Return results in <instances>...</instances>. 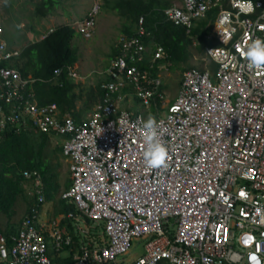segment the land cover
Masks as SVG:
<instances>
[{
  "label": "built area",
  "instance_id": "obj_1",
  "mask_svg": "<svg viewBox=\"0 0 264 264\" xmlns=\"http://www.w3.org/2000/svg\"><path fill=\"white\" fill-rule=\"evenodd\" d=\"M221 1L181 0L165 11L166 19L190 35ZM239 2L229 0L231 9L221 10L213 34L221 45L206 49L217 72L186 70L177 99L166 105L161 77L140 67L150 53L141 17L136 35L121 38L103 105L81 124L61 117L56 103H38L36 79L7 65L19 52L7 46L0 26V132L12 125L17 133L34 129L64 139L72 186L62 198L76 209L53 220L46 238L40 224L44 183L25 172L35 204L12 246L0 237V264H60L58 254L73 242L62 226L65 218L80 232H87L82 227L90 220L106 235L104 245L83 243L70 264H264V71L250 69L243 54L252 40L264 38V0H252L250 14L240 11ZM99 8L85 20L83 34L92 33ZM166 55L156 45L152 61ZM127 81L134 94H123ZM134 99L148 110L163 104V112L151 117L168 148L165 166L144 163L143 126L150 116L123 109ZM140 240L144 253L129 262Z\"/></svg>",
  "mask_w": 264,
  "mask_h": 264
},
{
  "label": "trees",
  "instance_id": "obj_2",
  "mask_svg": "<svg viewBox=\"0 0 264 264\" xmlns=\"http://www.w3.org/2000/svg\"><path fill=\"white\" fill-rule=\"evenodd\" d=\"M171 1L105 0V4L108 9L115 11L122 18L124 21L123 33L130 35L129 37L136 35V31L134 32L133 29L136 27L138 19L145 16V27L150 33L149 36H145L146 41L154 40L163 46L168 55L163 64L170 62L172 63L170 70L175 69L184 73L188 69L195 68L189 64L181 65L183 62L187 63L193 56L190 47L195 45L194 41H199L196 50L201 58L206 56L207 47L221 45L215 39H209L212 33V24L222 9H231V6L229 0H222L220 4H216L215 8L208 11L206 18L196 22V26L189 35L186 28L175 25L166 19L165 9L171 6ZM11 2L13 4V0ZM34 3L35 0H30V4ZM57 4H60L59 0H40L39 3L34 4L36 14L45 19L49 13L54 12ZM76 35L77 32L72 26L59 25L46 38L24 47L22 54L14 63V67L19 68L24 76L33 75L37 79L34 90L40 105L56 103L61 117L71 115L77 123L81 124L85 112L97 104L103 105L106 92L101 83L95 87L87 88L69 74L68 68L75 66L78 61V54L73 48ZM148 62L147 60L140 64V67L151 70L154 76L157 75L160 64L156 63L152 70ZM204 69L206 68L202 67L201 70ZM208 69L215 73L218 70V65L210 62ZM57 70L63 72L56 82H51L56 77ZM182 79L178 84L179 90ZM169 88L170 85L165 84L163 90L167 92ZM132 89V84L127 81L123 94H134ZM136 100L138 101V99ZM80 102H83L82 107H78ZM157 105L161 109V102H158ZM156 109L157 107H153V110ZM49 137L48 134L35 130L16 134L12 125H8L4 132H0V215L6 216V227L1 229L0 225V234L6 238L10 246L14 244L13 238L19 233L24 220L13 223V217L17 214V203L24 201L28 206L27 214L35 204V198L31 195L28 187L30 184L26 181L23 172L40 173L43 177L47 201L57 200L61 186L58 183L59 175L49 159ZM71 186L72 180L68 179L66 187L70 189ZM75 211L72 204L62 199L60 209L56 213L66 215ZM87 225L88 229L100 226L90 220H87ZM62 226L67 228L73 239L72 245L65 248L70 257L65 261H60L61 259L57 257V261L63 264L73 262V254L80 251L83 243L98 241L104 245L106 242V235L99 237L96 232L94 234L90 231L89 234H84L85 232L78 231L74 221L69 218L62 220ZM45 237L47 238V236Z\"/></svg>",
  "mask_w": 264,
  "mask_h": 264
},
{
  "label": "rangeland",
  "instance_id": "obj_3",
  "mask_svg": "<svg viewBox=\"0 0 264 264\" xmlns=\"http://www.w3.org/2000/svg\"><path fill=\"white\" fill-rule=\"evenodd\" d=\"M39 2L40 0H35V3ZM61 2H64V4L61 3L57 5L55 14L50 15L49 18L44 20L36 14L37 11L36 6L34 5L35 3L30 4V0H13V4L11 0H0V23L5 29V35L9 38V43L12 46H16V48L22 50L27 45L42 40L49 28L55 29L59 25H65L64 23L67 22L63 17L64 15L68 16L69 14H72L79 17L78 14L81 15L83 10L90 8V10L87 11L89 14L96 5H100L102 8L100 14L97 16L95 34H92V36L87 38L78 33L73 41V48L78 54V65H75V68H78V71L81 74L88 75L91 73L94 77L98 76L100 71H103L108 67V62L106 60L107 57H104L107 52H109V45L112 42L115 43L119 39V33L123 28V23L119 20L121 18L115 11L113 12V10L106 7L105 0H62ZM90 47L93 51L92 54L89 52ZM190 50L192 53L196 52L195 47H192ZM87 59L90 64H81L83 60L86 61ZM191 62L196 64L195 67L199 66V69H202V67L208 69L210 65V60L206 56L201 58L199 55L197 57L192 56L187 63L183 62L181 65L186 66ZM164 77L166 84L170 85V88L167 90V101H165L166 105L167 103H172L177 99L179 94L178 84L183 78V73L179 70L171 69L170 71H165V74H163V78ZM81 83L85 87H89V83ZM135 103L137 102L135 101ZM57 137L56 140H59ZM48 152L50 154V152L52 153L54 151L50 148ZM49 159L52 163L55 162L52 154H50ZM69 172L70 168L68 167V169H66L63 173V176L66 175L62 178L63 186L65 185L66 179L70 178ZM61 196H63V194H61ZM25 208L26 205L24 201H19L17 203V214L13 217V223L19 222L25 212ZM53 208L52 203L47 202L44 205V212L46 214L41 215V218L48 217V225H50L53 220L57 219L53 217L49 219V216H52L53 214ZM63 215L64 214H59V219ZM0 225L1 229H5L6 216L2 214L0 215ZM87 227L88 225L86 227L83 225L82 227V230L87 231L84 234H89L91 231L94 234L96 232V234H99L100 237L105 236L102 225L93 226L89 229ZM141 249L142 246L140 243L135 242L133 243L130 253L136 254L140 252Z\"/></svg>",
  "mask_w": 264,
  "mask_h": 264
},
{
  "label": "crops",
  "instance_id": "obj_4",
  "mask_svg": "<svg viewBox=\"0 0 264 264\" xmlns=\"http://www.w3.org/2000/svg\"><path fill=\"white\" fill-rule=\"evenodd\" d=\"M60 1V4L62 3V4H64V2H61L62 0H59ZM172 2V4H171V6H173V5H181V1L180 0H172L171 1ZM57 5H59V4H57ZM71 5H73V4H71ZM215 8V7H214ZM213 9V8H212ZM88 10H90V8H87L86 10H83L82 11V13H81V15H79L78 14V16L79 17H76V15H72V14H69L68 16H63L65 19H66V22L67 23H64L65 25H73V26H77V24L78 23H80L84 18H86V16L88 15V13H87V11ZM76 11H77V9H76ZM55 12H56V8H55V10H54V12H52V13H49L48 15H47V18H49V16L50 15H53V14H55ZM47 18H45V19H47ZM44 19V20H45ZM123 24H124V21L122 20V18L121 19H119ZM211 23V22H210ZM213 24H212V33H211V35L209 36V39L210 40H212V39H215L216 40V38L213 36V34H214V30H213ZM52 29H54V28H49V30H52ZM123 29L124 28H122V30L120 31V35H119V39L115 42V43H111L110 45H109V52H107V54H106V56L104 57V58H106L107 57V62H108V67L105 69V70H103V71H100L99 72V75L98 76H92L91 75V73H89L88 75H84V74H82L83 76H85V77H88V78H85V79H83V80H77V81H81V82H84V83H89V86H91V87H95V86H97L98 84H104V82H108V80H109V78H108V75H107V72H108V69L110 68V66H111V62H112V60L119 54V44H120V40H121V37H122V34H125V33H123ZM48 30V31H49ZM134 32L136 31V27H134ZM47 31V32H48ZM35 32V31H34ZM46 32V33H47ZM93 34H95V32L93 33ZM91 36V35H90ZM89 36V37H90ZM126 36H130V35H127L126 34ZM213 36V37H212ZM88 37V38H89ZM217 41V40H216ZM150 42H152V41H150ZM149 42V43H150ZM195 43V45L194 46H191L190 47V49L192 48V47H195V50H196V45H198L199 44V41L197 40V41H194ZM218 42V41H217ZM155 44L156 43H154V44H149L148 46L150 47V54L148 53V56H147V58L149 57V55H152V53H154L155 52ZM156 45H158V44H156ZM159 46H161L160 44H159ZM191 51V50H190ZM89 52L92 54L93 53V51H92V48L90 47V50H89ZM90 54V55H91ZM193 54V56L194 57H197L198 55V52H197V50H196V52H194V53H192ZM200 56V55H199ZM201 57V56H200ZM152 56L149 58V62H148V65H149V67L150 68H152V70L155 68V66L154 67H152L153 66V62H152ZM81 64H90V62H89V60L87 59L86 61H82V63ZM76 65H78V63L76 64ZM191 67H195L196 66V64H194V62H191L190 64H189ZM199 67V66H198ZM198 67H195V68H198ZM159 68H161V66L159 65ZM159 68H158V70H159ZM199 69V68H198ZM160 71V73L158 72L157 74L160 76V77H162V79H163V81H164V85H165V77L163 78V74H165V70H163L162 68H161V70H159ZM80 73V72H79ZM81 74V73H80ZM85 87V86H84ZM88 88H90V87H88ZM83 106V102H80L79 104H78V107H82ZM100 106V104L98 105H95V106H93L92 108H91V110H89V111H87V112H85L84 113V117L82 118L83 120H82V122H84V121H87V120H89V118L94 114V113H96L97 111H99V109H98V107ZM122 107H123V109H128V108H130V109H132L133 111H143V112H145L146 113V115H149L150 117L151 116H153L154 115V113H156V111L155 110H148V109H144V108H142V106H140V105H137V104H135V102L134 101H129V100H126V102L124 103V104H122ZM139 107H140V109H139ZM153 111H155V112H153ZM65 116H67V115H65ZM65 116H62L63 118L65 117ZM50 137H49V145H48V150L51 148V150H53L54 152H50V154H52L53 155V159L55 160V162H53V166L55 167V170H56V172H57V174L59 175V178H58V183H59V185L61 186L60 187V189H59V192H58V195H57V200H53V201H46V203L47 202H51L52 203V205H53V214H52V216H49V219L50 218H57V219H59V215L56 213L57 212V210H59L60 209V205H61V200H62V198H61V194L64 192V191H67L68 190V188L66 187V184H67V182H68V179H71L72 180V177H71V170H70V172H69V174H70V178H68V179H66V182H65V185L63 186L62 185V181H63V177H65L66 175H64L63 176V173L66 171V169H68V167L70 168V162H69V160L65 157V155H64V153H63V144H64V140L62 139V137H57L56 135H54V134H50L49 135ZM56 137L57 138H59V140H56ZM63 191V192H62ZM26 205V204H25ZM28 206L26 205V208H25V212H24V214H23V216H22V218L19 220V222L22 220V219H24V217H25V215H27V212H28ZM45 215L46 213L44 212V207H43V209H42V211H41V215ZM41 215H40V224H41V226L43 227V231H44V234H45V236H47V238H49L50 239V235H49V229H50V225H48L47 223H48V217H46V218H41ZM57 215V216H56ZM100 237V236H99ZM137 242H139L140 243V245L142 246V249H141V251L140 252H138V253H136V254H132V253H129V255L127 256V260L129 261V262H133V261H135L139 256H141V255H143V253H144V242H142V240H140V241H137ZM142 242V243H141ZM56 254H54V256H55ZM57 257H59L61 260L60 261H65V260H67V258H69L70 257V255L68 254V252H66V250H64L63 252H61V253H59L58 254V256ZM58 263H60V264H63V263H61V262H59V261H57ZM162 264H170L169 262H163Z\"/></svg>",
  "mask_w": 264,
  "mask_h": 264
},
{
  "label": "clouds",
  "instance_id": "obj_5",
  "mask_svg": "<svg viewBox=\"0 0 264 264\" xmlns=\"http://www.w3.org/2000/svg\"><path fill=\"white\" fill-rule=\"evenodd\" d=\"M181 1V0H180ZM101 4V3H100ZM182 5V4H181ZM231 6V5H230ZM238 6H239V8H240V11L242 12V13H244V14H250V13H252L255 9H254V6H253V4H252V0H240V2H239V4H238ZM170 7H172V6H170ZM169 7V8H170ZM101 8H102V6H101ZM168 8H166L165 9V11L167 10ZM222 10H230V9H222ZM92 11H93V9L91 10V12L86 16V18H84L80 23H78L77 24V28L75 27V26H73V25H70V26H72L75 30H76V32H77V34L79 33L80 35H82V36H85V37H89L90 35L92 36V34L95 32V30H96V26L94 27V29H93V31H92V33H90L89 35H86V34H83V32L81 31V28L83 27V25H84V22H85V20L86 19H88L89 17H90V15H91V13H92ZM100 12H101V9H100V11H99V13H98V15L100 14ZM221 12V11H220ZM97 15V16H98ZM219 15V14H218ZM143 17V16H142ZM145 17V16H144ZM218 17V16H217ZM141 18V17H140ZM139 18V19H140ZM146 18V17H145ZM139 19H138V22H139ZM96 24H97V17H96ZM138 24V23H137ZM137 24H136V29H137ZM214 24H215V22H214ZM214 24H213V26H214ZM0 26H2V28H3V30H4V32H3V35H2V39L7 43V46L10 48V49H13V50H16V51H18L19 52V55L18 56H16L15 58H13V60L11 61V62H9L7 65L8 66H10V67H14L15 65H14V63L16 62V60L20 57V55L22 54V52H23V49L22 50H20L19 48H16V46H12L10 43H9V38L5 35V29H4V27H3V25L0 23ZM54 29H52V30H49L44 36H43V39L44 38H46V36L49 34V33H51L52 31H53ZM213 30H214V27H213ZM123 37H126V38H131V37H129V36H126V34H122V37L121 38H123ZM222 38H223V42H225L224 41V34L222 33ZM151 41H153L154 43H156L154 40H151ZM147 44H150L148 41H147ZM157 44V43H156ZM159 45V44H158ZM119 54L118 55H120V53H121V47H122V43H121V40H120V44H119ZM163 47V46H162ZM155 50H156V45H155ZM165 49V48H164ZM166 51V50H165ZM155 53V52H154ZM154 53H152V55H149V57L147 58V60L149 61V58L152 56V59H153V57H154ZM166 53H167V51H166ZM150 54V53H149ZM244 54V56H245V58H246V60H247V62H248V67L250 68V69H254V70H260V71H264V38H257V39H254V40H252L249 44H248V46H247V50L243 53ZM117 55V56H118ZM116 56V57H117ZM167 56L168 55H166V57L165 58H167ZM115 57V58H116ZM207 57V56H206ZM114 58V59H115ZM165 58H163V59H159L158 61H156V62H153V66L152 67H154L155 66V64L156 63H159L160 64V66H161V68L163 69V70H165V71H170V68H171V66H172V63H170V62H167V64H163V62L165 61ZM208 58V57H207ZM113 59V60H114ZM151 59V60H152ZM209 59V58H208ZM112 60V61H113ZM146 60V61H147ZM210 60V59H209ZM145 61V62H146ZM144 62V63H145ZM210 62H212L211 60H210ZM78 63V62H77ZM76 63V64H77ZM71 67V66H70ZM15 68H17V67H15ZM72 68H74L78 73H79V69L78 68H75V66H73ZM161 68H160V70H161ZM17 69H19V68H17ZM150 69H152V68H150ZM198 69V68H197ZM148 70V69H147ZM199 70H201V69H199ZM204 70H206V69H204ZM203 70V71H204ZM210 70V69H209ZM20 71V70H19ZM148 71H150L151 72V70H148ZM202 71V70H201ZM211 71V70H210ZM21 72V71H20ZM68 72H69V70H68ZM22 73V72H21ZM159 73H160V71H159ZM216 73V72H215ZM80 74V73H79ZM151 74L153 75V73L151 72ZM22 75H24L23 73H22ZM107 75H108V73H107ZM29 76H31V77H33V75H29ZM29 76H27V77H29ZM80 76H81V78L80 79H75L76 81L77 80H83V79H85V78H88V77H85V76H83L82 74H80ZM154 76V75H153ZM156 76H159L158 74L157 75H155V77ZM26 77V76H25ZM108 77L110 78V80L108 81V82H105L104 84H102V88L105 90V88H104V86L106 85V84H108V83H110V81L112 80L111 79V77L108 75ZM34 78V77H33ZM34 79H36V78H34ZM58 79V78H57ZM57 79H56V77L53 79V80H51V82H56L57 81ZM161 79H162V77H161ZM163 80V79H162ZM36 82H37V79H36ZM35 82V83H36ZM34 83V84H35ZM34 84H33V88H34ZM165 84H166V82H165ZM163 87H164V81H163ZM35 91V90H34ZM106 92V91H105ZM36 93V92H35ZM167 93V92H166ZM36 97H37V95H36ZM38 100V99H37ZM137 102V103H135V104H137V105H140L139 104V102L136 100V99H134V102ZM39 103V102H38ZM153 107H155V106H153ZM153 107H152V110H153ZM128 109H130V108H128ZM131 111H133L132 109H130ZM156 112H159V113H161V112H163V109L161 108V109H159V107H157V109L155 110ZM134 112H138V111H134ZM144 114L146 115V113L144 112ZM144 129L146 130V134H144V136H143V139H144V142H145V145H146V147H145V150H144V152H143V160H144V163H145V165L147 166V167H149V168H153V167H160V166H165L166 165V163H167V156H168V148H167V146L163 143V141H162V139H161V136H160V131H159V122L155 119V118H153V117H149V119L144 123ZM31 130H34V129H29V130H24V131H22L21 133H17V132H15L16 134H22V133H24V132H28V131H31ZM35 131H37V130H35ZM39 132V131H38ZM40 133H42V132H40ZM45 134H48V135H50L49 133H45ZM56 136H58V135H56ZM59 137H61V136H59ZM63 139V138H62ZM64 140V139H63ZM63 147H64V144H63ZM25 172H29V171H25ZM25 172H23V175H24V177H25V179H26V181H28L29 182V189H30V187H32V185H33V182H32V180L31 179H28L26 176H25ZM30 173H36V174H38V175H40L41 177H42V175L40 174V173H38V172H30ZM42 180H43V177H42ZM44 183V182H43ZM45 187V186H44ZM64 193V192H63ZM62 193V194H63ZM45 195H46V193H45ZM34 198V197H33ZM61 198H62V196H61ZM63 199V198H62ZM64 200V199H63ZM46 201H47V199H46ZM46 201H45V203L42 205V209H43V207H44V205L46 204ZM66 201V200H65ZM42 209H40V215H41V211H42Z\"/></svg>",
  "mask_w": 264,
  "mask_h": 264
}]
</instances>
